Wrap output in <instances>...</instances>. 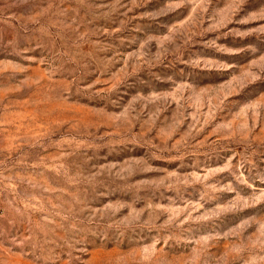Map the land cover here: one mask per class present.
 Masks as SVG:
<instances>
[{
  "label": "rangeland",
  "instance_id": "1",
  "mask_svg": "<svg viewBox=\"0 0 264 264\" xmlns=\"http://www.w3.org/2000/svg\"><path fill=\"white\" fill-rule=\"evenodd\" d=\"M0 264H264V0H0Z\"/></svg>",
  "mask_w": 264,
  "mask_h": 264
}]
</instances>
